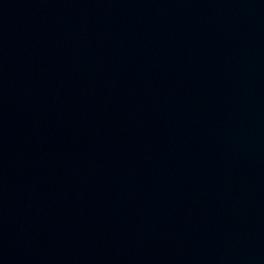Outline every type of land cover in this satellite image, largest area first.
Instances as JSON below:
<instances>
[{
  "label": "water",
  "instance_id": "obj_1",
  "mask_svg": "<svg viewBox=\"0 0 264 264\" xmlns=\"http://www.w3.org/2000/svg\"><path fill=\"white\" fill-rule=\"evenodd\" d=\"M0 264H264V0H0Z\"/></svg>",
  "mask_w": 264,
  "mask_h": 264
}]
</instances>
